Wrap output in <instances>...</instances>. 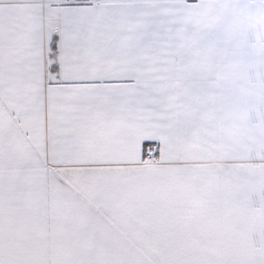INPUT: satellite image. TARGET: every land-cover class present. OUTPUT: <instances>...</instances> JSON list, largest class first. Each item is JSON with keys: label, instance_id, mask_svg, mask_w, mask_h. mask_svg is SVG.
Instances as JSON below:
<instances>
[{"label": "snow or ice", "instance_id": "snow-or-ice-1", "mask_svg": "<svg viewBox=\"0 0 264 264\" xmlns=\"http://www.w3.org/2000/svg\"><path fill=\"white\" fill-rule=\"evenodd\" d=\"M0 264H264V0H0Z\"/></svg>", "mask_w": 264, "mask_h": 264}]
</instances>
